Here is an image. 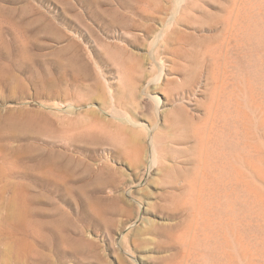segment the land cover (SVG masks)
Segmentation results:
<instances>
[{
    "label": "rangeland",
    "instance_id": "rangeland-1",
    "mask_svg": "<svg viewBox=\"0 0 264 264\" xmlns=\"http://www.w3.org/2000/svg\"><path fill=\"white\" fill-rule=\"evenodd\" d=\"M1 70L0 264H264V0H0Z\"/></svg>",
    "mask_w": 264,
    "mask_h": 264
},
{
    "label": "bare ground",
    "instance_id": "bare-ground-1",
    "mask_svg": "<svg viewBox=\"0 0 264 264\" xmlns=\"http://www.w3.org/2000/svg\"><path fill=\"white\" fill-rule=\"evenodd\" d=\"M174 20V19H173ZM146 31V30H145ZM144 31V32H145ZM147 32V31H146ZM160 32V31H159ZM162 32L163 31H161V34H162ZM148 34V33H147ZM156 35L155 37H154V40H155V43L158 41V40H160L161 39V36L162 35ZM163 37V36H162ZM4 56V55H3ZM5 59H7V57L5 58ZM5 63H6V61H5ZM19 65V64H18ZM22 65H25V64H22ZM21 65V66H22ZM2 66H3V63H2ZM10 66V65H9ZM8 66V67H9ZM13 66V65H12ZM15 66V65H14ZM13 66V67H14ZM79 66V65H78ZM81 66V65H80ZM20 67V66H19ZM25 67V66H24ZM27 67V66H26ZM31 67V66H30ZM30 67H29V69H30ZM83 67V66H82ZM2 68V67H1ZM6 68V67H5ZM27 69V68H26ZM84 69H86V68H84ZM83 69V70H84ZM22 70V69H21ZM14 71H15V69H14ZM26 71V70H25ZM88 71V70H87ZM30 72V71H29ZM32 73H33V70L31 71ZM31 73V74H32ZM77 73V72H76ZM87 73V72H86ZM0 74H2L1 76L2 77H6L5 76V74H3V71L1 70V72H0ZM84 74V73H83ZM15 75V74H14ZM17 75V74H16ZM88 75V74H87ZM87 75H86V77H87ZM167 72H166V67L164 66V65H160V74H159V78H158V84L160 85V82H162V80H163V78H166L167 77ZM0 76V77H1ZM85 76V75H84ZM7 78V77H6ZM5 78V79H6ZM16 78H17V76H16ZM77 78V77H76ZM170 78V77H169ZM3 79V78H2ZM83 79V78H82ZM76 81V80H75ZM167 81H169V80H167ZM74 83V82H73ZM82 83V82H81ZM44 84V83H43ZM82 86H84V85H82ZM62 88V87H61ZM83 88V87H82ZM112 90V89H111ZM154 90H156V89H154ZM49 91V90H48ZM114 95V94H113ZM151 99L156 103V105H157V110H158V112L160 113V111H161V109H162V107H164L163 105H164V102L162 101V99L160 98V96H159V94L157 93V92H154L151 96ZM85 101V100H84ZM115 103V102H114ZM115 106H116V104H115ZM116 108V107H115ZM67 109V108H66ZM168 109V108H167ZM163 110V109H162ZM5 111H7V110H5ZM121 111V110H120ZM165 111V110H164ZM3 112V111H2ZM71 112V111H70ZM94 112V111H93ZM96 113V112H95ZM119 113V112H118ZM126 114V113H125ZM21 115V114H20ZM31 115V114H30ZM100 115V114H99ZM119 115L121 116L120 117V119L122 118V122H124L125 124H127V126L128 125H131V126H134V127H137V126H141V125H143L142 123H139L138 121H136V120H134L133 119V117H129V116H126V115H128V114H126V115H124L123 113H119ZM3 116V115H2ZM132 116V115H131ZM5 117V116H4ZM29 117V116H28ZM98 117H100V116H98ZM7 118V117H6ZM31 118V117H30ZM30 118H29V120H30ZM35 118V117H34ZM33 118V119H34ZM86 120L87 119H89L91 122H92V119H93V121L95 120V122L97 123L98 122V120L97 119H94V118H92V113L91 112H88V113H86L85 114V117H84ZM82 119V118H81ZM84 119V120H85ZM28 120V121H29ZM88 120V121H89ZM37 121V120H36ZM35 121V122H36ZM87 121V122H88ZM7 122V121H6ZM5 122V123H6ZM9 122H12V121H9ZM19 122V121H18ZM144 122V121H143ZM2 123H4V121H2ZM13 124H14V121L12 122ZM11 123V124H12ZM27 123V122H26ZM32 123V122H31ZM30 123V124H31ZM107 123V122H106ZM110 123V122H109ZM35 124V123H34ZM6 125V124H5ZM22 125V124H21ZM31 125H33V124H31ZM20 125H18V127H19ZM10 127V126H9ZM17 127V128H18ZM26 127V126H25ZM29 127V126H28ZM31 127V126H30ZM90 127H91V125H90ZM130 127V126H129ZM133 127V128H134ZM144 127H147V125L145 126L144 125ZM3 128H4V126H3ZM93 128V127H92ZM132 128V127H131ZM151 128V130H152V127H150ZM6 129V128H5ZM25 129V128H24ZM1 130H2V128H1ZM8 130V129H7ZM11 130H12V128H11ZM28 128H27V132H28ZM144 130V129H143ZM84 131V130H83ZM7 132V131H6ZM11 132V131H10ZM10 132H8V133H10ZM85 132V131H84ZM14 133V132H13ZM155 133V132H154ZM2 134H4V132H2ZM11 134V133H10ZM150 134V133H149ZM20 136V135H19ZM81 136V135H80ZM82 137V136H81ZM14 138H16V137H14ZM140 145V144H139ZM142 145V144H141ZM150 146H151V148H150V152H151V165H150V167H151V170H152V168L157 164V161H158V157H159V151L157 150V147H156V145H155V143L153 142V140L151 141V143H150ZM148 157V156H147ZM149 164V163H148ZM102 210V209H101ZM102 212V211H101ZM100 212V213H101ZM96 217V216H95ZM193 222V221H192ZM127 223V222H126ZM195 225V224H194ZM201 225V224H200ZM189 226V225H188ZM203 226V225H202ZM196 230H197V228H196ZM187 231V230H186ZM189 231V230H188ZM199 231V230H198ZM193 232V231H192ZM197 233V232H196ZM193 234V233H192ZM198 234V233H197ZM180 235V234H179ZM178 235V236H179ZM182 235V234H181ZM180 235V236H181ZM175 236V235H174ZM201 236V235H200ZM182 237V236H181ZM189 237V236H188ZM180 238V237H179ZM192 238V237H191ZM172 239V238H171ZM174 239V238H173ZM183 240H185V239H183ZM191 240V239H190ZM173 241V240H172ZM187 243H189V242H187ZM216 244V243H215ZM214 245V244H213ZM192 248V247H191ZM214 250V249H213ZM193 259H194V257H193ZM133 261V260H132ZM136 261V260H135ZM190 261H192V260H190ZM134 263V262H133ZM135 264V263H134ZM139 264V263H138Z\"/></svg>",
    "mask_w": 264,
    "mask_h": 264
}]
</instances>
